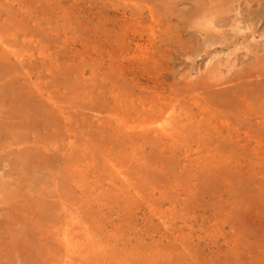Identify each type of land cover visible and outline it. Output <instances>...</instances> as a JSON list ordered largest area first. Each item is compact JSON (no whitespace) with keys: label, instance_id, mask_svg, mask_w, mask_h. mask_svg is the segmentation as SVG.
I'll use <instances>...</instances> for the list:
<instances>
[{"label":"rangeland","instance_id":"374dc122","mask_svg":"<svg viewBox=\"0 0 264 264\" xmlns=\"http://www.w3.org/2000/svg\"><path fill=\"white\" fill-rule=\"evenodd\" d=\"M0 40V264H264V0H0Z\"/></svg>","mask_w":264,"mask_h":264},{"label":"bare ground","instance_id":"6f19581e","mask_svg":"<svg viewBox=\"0 0 264 264\" xmlns=\"http://www.w3.org/2000/svg\"><path fill=\"white\" fill-rule=\"evenodd\" d=\"M4 18H5V16H4ZM26 21H27V20H26ZM5 24H6V23H5ZM5 24H4V25H5ZM4 25H3V26H4ZM3 26H2V28H3ZM6 26H7V25H6ZM22 27H23V26H22ZM7 32H8V31H7ZM2 35L4 36V34H2ZM6 35H7V34H6ZM4 37L6 38L7 36H4ZM4 37H3V40H4ZM3 40H0V41H1L0 45L3 43ZM7 40L9 41L10 39L7 38ZM4 44H5V40H4ZM3 46H5V45H3ZM0 48H1V46H0ZM3 49H4V47H3ZM0 53H1V51H0ZM5 53H7L6 50H5ZM1 55H2V54H1ZM5 56H6V55H5ZM5 56L3 55V58H4ZM5 58H7V57H5ZM2 60H3V59H1V62H2ZM6 61H7V60H6ZM1 62H0V63H1ZM3 63H4V64L6 63L5 65H7V62H3ZM1 64H2V63H1ZM2 65H3V64H2ZM5 65H4V66H5ZM8 65H9V64H8ZM7 67H8V66H7ZM5 68H6V67H5ZM5 68H4V69H5ZM9 68H10V67H9ZM8 70H9V69H8ZM5 71H6V70H5ZM19 71H20V70H19ZM0 72H1V71H0ZM3 72H4V71L1 72L2 75H3ZM4 73H5V72H4ZM8 73H9V72H8ZM8 73H7V74H8ZM10 75H11V72H10ZM255 76H256V75H255ZM28 77H29V76H28ZM9 79H10V78H9ZM0 80H1V79H0ZM18 80H19V79H18ZM3 81H4V82H2L1 85L5 83V86H6V82H5V80H3ZM10 81H11V79H10ZM13 82H14V81H13ZM13 82L11 81V83H13ZM11 83H10V84H11ZM14 84H15V83H14ZM7 85H8V82H7ZM11 85H12V84H11ZM31 85H32V84H31ZM2 86H3V87L1 88V89H2L1 92H3V91L5 90V89H3V88H4V85H2ZM12 86H13V85H12ZM0 87H1V86H0ZM8 87H9L10 90L7 89L6 91H7V92H8V91L10 92V91H11V88H10L11 86L9 85V86H7V88H8ZM41 88H42V87H41ZM22 89L24 90V88H22ZM260 89H261V88H260ZM13 90H14V89H13ZM44 90H45V89H44ZM256 90H257V89H256ZM7 92H6V94H7ZM35 92H37V91H35ZM4 93H5V92H4ZM25 93H26V91H25ZM10 95H11V94H10ZM10 95H9V97H10ZM20 95H21V94H19V96H20ZM22 95H23V93H22ZM23 96H24V95H23ZM1 97H2V96H1ZM20 97H21V96H20ZM24 97L26 98V95H25ZM2 98H3V97H2ZM2 98H0V99H2ZM49 98H50V97H49ZM26 99H27V98H26ZM21 100H22V99H21ZM23 100H24V99H23ZM1 101H2V100H1ZM3 101H4V100H3ZM3 101H2V102H3ZM19 101H20V100H19ZM19 101H18V102H19ZM32 101H33V100H32ZM2 102H1V103H2ZM4 102H5V101H4ZM7 102H8L9 104H8ZM7 102H5V104H6V105H10V102H9V101H7ZM21 102L23 103V101H21ZM22 103H21V104H22ZM3 104H4V103H3ZM3 104H2V105H3ZM5 104H4V105H5ZM0 106H1V104H0ZM22 106H23V104H22ZM22 106H21V107H22ZM18 107H19V106H18ZM25 107H26V106H25ZM25 107H23V109H24ZM114 107H115V106H114ZM125 108H126V107H125ZM16 111H17V110H16ZM18 111H19V110H18ZM21 113L23 114L24 112L21 111ZM21 117H22V116H21ZM1 120H3V119H1ZM5 120H6V118H5ZM25 121H26V120H25ZM118 121H119V120H118ZM6 122H7V121H6ZM23 122H24V121H23ZM27 122H28V120H27ZM25 123H26V122H24L23 125H25V128H26L27 124H25ZM30 123H31V122H30ZM35 124H36V122H35ZM126 124H127V123H126ZM150 124H151V123H150ZM5 125H6V123H5ZM37 125H38V123H37ZM124 125H125V124H124ZM28 127H29L30 129H32L30 126H28ZM28 127H27V128H28ZM130 127H131V126H130ZM0 128H1L0 130H2V127H0ZM128 128H129V127H128ZM3 129H4V128H3ZM7 129H8V128H7ZM22 129H23V128H22ZM24 130H26V129H24ZM24 130H23V131H24ZM23 131H22V132H23ZM30 131H32V130H30ZM3 132H5V130H3ZM22 132H21V133H22ZM26 132H27V131H26ZM102 132H103V131H102ZM5 133H6V132H5ZM21 133L19 132L18 135L21 134ZM103 133H104V132H103ZM25 134H26V133H25ZM26 135H27V134H26ZM19 137H22V138H23V135H22V136H19ZM173 137H174V136H173ZM24 138H25V136H24ZM38 141H39V140H38ZM22 142H23V141H22ZM36 143H37V142H36ZM36 143H35V144H36ZM35 144H34V145H35ZM44 146H45V145H44ZM34 148H35V147H34ZM41 148H42V146H41ZM36 149H37V148H36ZM40 151H41V150H40ZM36 152H37V151H36ZM31 153H32V152H31ZM37 154L39 155L40 153H37ZM37 154L34 155V156L36 157V159H37ZM27 155H28V154H27ZM39 156H41V155H39ZM36 159H35V158L33 159V158L31 157V160H36ZM37 160H39V159H37ZM37 160H36V161H37ZM27 161H28V163H29L30 160H27ZM40 161H41V160H40ZM48 161H49V159H48ZM30 162H31V161H30ZM34 164H36V163H34ZM68 178H69V177H68ZM122 178H123V177H122ZM62 181H63V180H62ZM15 191H16V190H15ZM3 192H4V191H3ZM7 192H8V191H7ZM7 192H4V193H7ZM9 192H11V193L13 192V193H14V190H13V191H9ZM18 193H20V191H19ZM18 193L15 192L14 195H13V194H10V193H9V194H10L11 196L13 195L12 197L15 198L14 201H17V199H16L17 196L15 197V195H18V196L20 197V195H19ZM11 196H9V197H11ZM3 197H4V196H3ZM5 197H6V196H5ZM1 199H3V198H1ZM11 199H13V198H11ZM6 200H8V199H6ZM9 200H10V199H9ZM3 201H4V200H3ZM11 201H13V200H10V202H11ZM37 201H39V200L34 201L35 204L37 203ZM34 202H33V204H34ZM21 203H22V202H21ZM18 204H19V203H18ZM29 204H30V203H29ZM31 204H32V203H31ZM10 205H11V204H10ZM13 205H14V204H13ZM15 205H16V204H15ZM36 205H37V204H36ZM22 206H23V203H22ZM5 207H6V206H5ZM9 207L11 208V207H13V206H9ZM28 207H29V206H28ZM37 207H39V206L37 205ZM49 207H50V206H49ZM14 208H17V205H16V207L14 206ZM30 208H31V207H30ZM33 208H35V206H34ZM4 209L6 210V208H4ZM7 209H9V208L7 207ZM20 209L23 210L24 207H21ZM39 209H41V208H39ZM43 209H44V208H43ZM50 209H51V208H50ZM50 209H49V210H50ZM16 210H17V209H16ZM35 210H36V209H35ZM35 210H34V211H35ZM41 210H42V209H41ZM44 210H45V209H44ZM47 210H48V209H47ZM13 211H14V209H13ZM13 211L11 210V214L14 213ZM19 211H20V210H19ZM29 211H30V210L28 209L27 212H29ZM34 211H33V213H34ZM21 212H24V211H21ZM21 212H20V214H21ZM25 212H26V211H25ZM30 212H31V211H30ZM33 213H31V214H33ZM37 213H38V212H36V215H37ZM41 213H42V212H41ZM47 213H48V212H47ZM53 213H54V212H53ZM53 213H52V215L54 216ZM11 214H10V218H11ZM14 214H15V216H16V215H18V212L14 213ZM20 214H19L18 216H20ZM26 214H27V213H26ZM31 214H28V215H29V216H28L29 219L31 218ZM38 214H39V213H38ZM45 214H46V213H45ZM8 215H9V214H8ZM24 215H25V214L23 213V216H24ZM39 215H40V214H39ZM39 215H38V217H39ZM47 215H48V214H47ZM49 215H50V214H49ZM6 216H7V215H6ZM13 216H14V215H13ZM33 216H35V213H34V215H32V217H33ZM41 216H42V215H41ZM41 216H40V217H41ZM50 216H51V215H50ZM53 216H52V218H53ZM16 217H17V216H16ZM16 217H15V218H16ZM21 217H22V216H20V218H21ZM24 217H25V216H24ZM35 217H36V216H35ZM43 217H44V216H43ZM7 218H8V217H7ZM15 218H14V219H15ZM18 218H19V217H18ZM22 218H23V217H22ZM25 218L27 219V216H26ZM33 218H34V217H33ZM23 219H24V218H23ZM23 219H22V220L18 219L19 221H17V220L15 219V221H16V222H20V221H23ZM36 219H37V218H36ZM36 219H33V220H36ZM45 219H47V218L45 217ZM50 219H51V218H50ZM38 220H39V219H38ZM48 220H49V218H48ZM26 221H29V220H26ZM55 221H56V220H54V223H55ZM23 222H24V221H23ZM23 222H20V223H23ZM50 222H51V221H50ZM3 223H4V222H3ZM6 224H7V223H6ZM50 224L52 225L53 223H50ZM17 225H18V224H17ZM20 225H21V224H20ZM22 225H24V223H23ZM25 225H26V226L28 225V228H30L29 225L32 226V225H34V224H32V223L29 222V224H26V223H25ZM0 226H1V225H0ZM53 226L55 227V225H53ZM1 227H2V226H1ZM10 227H12V226H10ZM14 227H15V226H14ZM39 227H40V226H39ZM41 227H42V226H41ZM48 227H49V226H48ZM3 228H4V227H3ZM25 228H26V227H25ZM25 228H24V230H25ZM32 228H33V227H32ZM36 228H37V227H36ZM42 228H43V227H42ZM52 228H53V227H52ZM19 229H21L20 231L23 232V227H20ZM19 229H18V230H19ZM34 229H35V228H34ZM40 229H41V228H40ZM48 229L51 230L50 227H49ZM3 230H5V229H3ZM26 230H27V228H26ZM12 231H14V230H12ZM30 231H31V230H30ZM41 231H42V230H41ZM41 231H39V232H41ZM43 231H44V230H43ZM45 231H48V230H45ZM45 231H44V233H46ZM86 231H87V228H86ZM22 232H21V233L19 232L20 236H19V234H18L16 238H18V236L21 238V234H22ZM24 232H26V231H24ZM24 232H23V235L25 234ZM28 232H29V231H28ZM28 232H26V235L31 237L30 234H29V235L27 234ZM33 232H34V231H33ZM33 232H32V234H33ZM36 232H37V231H36ZM36 232H34V233H36ZM48 232H49V231H48ZM87 232H88V231H87ZM11 233H12V232H11ZM29 233H30V232H29ZM44 233H42V234H44ZM50 233H51V232H50ZM55 233H56V232H55ZM65 233H66V232H65ZM89 233H90V231H89ZM38 234H39V233H38ZM42 234H41V237H42ZM56 234H57V233H56ZM56 234H55V235H56ZM86 234H87V233H86ZM0 235H1V233H0ZM12 235H13V234H12ZM39 235H40V234H39ZM45 235H46V234H45ZM52 235H53V233H52ZM66 235H67V234H66ZM87 235H89V234H87ZM33 236H34V235H32V237H33ZM35 236H36V235H35ZM84 236H85V235H84ZM43 237H44V236H43ZM75 237H77V236L75 235ZM3 238H4V237H3ZM20 238H18V239H16V240H17V241H18V240H22V239H20ZM22 238H26V237H25V236H22ZM27 238H28V237H27ZM36 238H37V237H36ZM38 238H40V237H38ZM44 238H45V237H44ZM80 238H81V237H80ZM86 238H87V237H86ZM89 238H90V237H89ZM45 239H46V238H45ZM52 239H53V237H52ZM52 239H51V241H52ZM76 239H77V238H76ZM12 240H13V239H12ZM36 240L39 241L40 239H36ZM41 240H42V239H41ZM71 240H72V239H71ZM0 241H1V240H0ZM5 241H7V240H5ZM13 241H14V240H13ZM38 241H37V242H38ZM55 241H56V240H55ZM28 242H29V241H28ZM41 242H42V241H41ZM30 243H31V242H30ZM35 243H36V242H34V244H35ZM44 243H46V242L43 241V244H44ZM52 243H53V241L50 242V244H52ZM108 243H109V242H108ZM3 244H5V243L3 242ZM34 244L31 243L30 245L33 246ZM39 244H40V243H39ZM54 244H55V243H54ZM73 244H74V243H73ZM82 244H83V243H82ZM82 244H81V245H82ZM35 245H36V244H35ZM35 245H34V246H35ZM37 245H38V244H37ZM55 245H56V244H55ZM93 245H94V244H93ZM93 245H92V247H94ZM96 245H97V244H96ZM96 245H95V246H96ZM43 246H44V245H43ZM50 246H51V245H50ZM84 246H85V245H84ZM97 246H98V245H97ZM3 247H5V246H3ZM98 247H99V246H98ZM13 248H19V245H17V247L15 246V247H13ZM13 248H11V249H13ZM41 248H42V246H41ZM41 248H40V249H41ZM46 248H47V247H46ZM50 248L53 249L52 247H50ZM102 248H103V247H102ZM40 249H39L38 253H40ZM44 249H45V248H44ZM16 250H17V249H16ZM16 250L13 249V253H14ZM21 250H22V249H21ZM37 250H38V248L36 249V251H37ZM41 250H42V249H41ZM46 250H47V249H46ZM46 250H45V251H46ZM55 250H56V249H55ZM29 251H30V250H29ZM42 251H43V250H42ZM66 251H67V250H66ZM10 252H11V250H10ZM47 252H48V251H47ZM52 252H53V251H51V253H52ZM55 252L57 253V250H56ZM95 252H96V250H95ZM95 252H94V253H95ZM109 252H110V251H109ZM13 253L11 252V256L13 255V257H14V254H13ZM17 253H18L19 255H21L22 257H25V256H26V255L24 256L23 253H19V250H18ZM24 253H25V251H24ZM34 253H35V252H34ZM41 253H43V252H41ZM99 253H100V252H99ZM99 253H98V254H99ZM0 254H1V253H0ZM22 254H23V255H22ZM27 254H28V253H27ZM35 254H36V253H35ZM49 254H50V253H49ZM104 254H105V253H104ZM112 254H113V253H112ZM8 255H9V254H8ZM42 255H43V254H40V256H42ZM51 255H52V254H51ZM53 255H55V254H53ZM57 255H58V254H57ZM11 256H9V257H11ZM16 256H17V255H16ZM44 256H45V254H44ZM33 257H34V256H33ZM35 257L37 258V256H35ZM35 257H34V260H37V259H35ZM46 257H47V256H46ZM6 258H7V257H6ZM6 258L4 259V257H3L4 260H6ZM19 258H20V257H17V259H19ZM55 258H56V257H55ZM50 259H51V258H50ZM100 259H101V258H100ZM32 260H33V259H32ZM34 260H33V261H34ZM48 260H49V259H48ZM89 260H92V259H88V261H89ZM1 261H2V260H1ZM6 261H7V260H6ZM26 261H28V260H24L25 264H26ZM45 261H46V260H45ZM45 261H44V262H45ZM11 262H12V259H11ZM13 262H14V261H13ZM17 262H18V261H16V264H18ZM40 262H41V261H40ZM52 262H53V260H52ZM59 262H61V261H59ZM7 263H8V262H7ZM14 263H15V262H14ZM41 263H42V262H41ZM49 263H50V262H49ZM8 264H9V263H8ZM10 264H12V263H10ZM19 264H20V263H19ZM44 264H46V262H45ZM50 264H51V263H50Z\"/></svg>","mask_w":264,"mask_h":264}]
</instances>
